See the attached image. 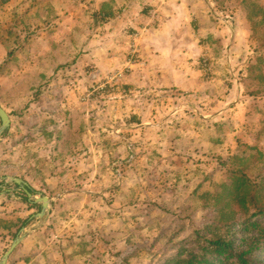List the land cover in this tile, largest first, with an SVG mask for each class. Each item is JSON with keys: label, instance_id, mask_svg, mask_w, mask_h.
I'll return each mask as SVG.
<instances>
[{"label": "rangeland", "instance_id": "rangeland-1", "mask_svg": "<svg viewBox=\"0 0 264 264\" xmlns=\"http://www.w3.org/2000/svg\"><path fill=\"white\" fill-rule=\"evenodd\" d=\"M196 1L214 33L181 67L199 78L182 89L131 84L140 51L116 47L159 27L147 18L159 0H0V104L37 124L23 133L29 162L59 156L61 208L32 264H168L215 235L264 264V230L251 225L264 227V0ZM103 4L120 16L105 22ZM235 172L261 184L245 208L230 195Z\"/></svg>", "mask_w": 264, "mask_h": 264}, {"label": "crops", "instance_id": "crops-1", "mask_svg": "<svg viewBox=\"0 0 264 264\" xmlns=\"http://www.w3.org/2000/svg\"><path fill=\"white\" fill-rule=\"evenodd\" d=\"M199 3L201 2L196 0H159L158 4H151L150 7L154 8L149 10L150 13L147 16L149 20L150 18L158 19V28L147 27L141 29L142 27H135L138 32H132L130 29L127 32L129 37L126 40H123L119 34L116 47L123 48H120V50H123L122 52L129 49L131 45L137 47L140 51V61L133 66L134 70L127 77L131 84L137 85L141 82L146 86L169 81L182 89L185 83L195 85L196 80H199V78L197 79V76L192 77V71L189 72L191 76H187L186 70L181 67L188 66L191 58L198 59V57L204 56L208 48L203 43L208 42L210 35L214 33V30L207 23L209 21L208 14L206 12L202 13L197 8ZM104 5H102V8L105 7ZM127 9L128 3L125 7L126 11ZM118 16L120 15L116 16V12L113 10V19L109 18L105 22L109 23L110 20L117 19ZM192 28H194V31H192ZM132 35H136L137 38H133ZM132 47L130 50L134 49ZM121 54L122 56H119L121 57L119 59L122 60L121 65H128L125 55L123 58V53ZM118 63L120 65L119 60ZM7 112L11 117V128L7 131L8 135L6 137L0 138V219L2 220L0 221V259L15 239L13 234L17 230V224L25 219L34 222L27 228L38 223L34 217L40 212V205L35 208L30 207L23 202L20 194L16 196L12 193L15 189L10 190L7 187L12 183L11 178H19L27 182L32 190L49 197L52 201L51 214L45 225L32 231L14 251L8 262V264H32L31 260L38 252L39 246H45L41 242L36 244L37 237L41 236V230L51 229L52 220L61 208L63 198L61 190L57 186L53 188L50 184L52 181H57L58 184L57 178L59 175L55 170L54 172L49 171L52 170L50 169V161L58 160L59 156L52 157L45 153H39L35 156L32 155L29 162V157L24 156L22 145H25L26 141H23V133L29 128L34 130L37 124L26 127L22 120L23 112ZM43 113L46 114V112ZM60 123L61 126H58L59 133L64 134L66 123ZM59 141L64 142V137L62 136ZM35 157L37 158L34 162L32 159ZM46 162H49V164ZM63 181H66L65 177H63ZM68 193L71 194L73 191ZM8 201L14 202L15 205L8 204ZM30 203L32 204V202ZM10 212L11 214H9Z\"/></svg>", "mask_w": 264, "mask_h": 264}, {"label": "trees", "instance_id": "trees-1", "mask_svg": "<svg viewBox=\"0 0 264 264\" xmlns=\"http://www.w3.org/2000/svg\"><path fill=\"white\" fill-rule=\"evenodd\" d=\"M105 7L98 10L99 12L97 15L102 16V19L105 21H108V19L113 17L112 8L108 7V4L104 5ZM29 36H26L22 40H18L16 46L17 49H20L21 47L25 46L27 43ZM14 51H17L14 49ZM14 51L12 50L9 54V56H13ZM18 69V68H17ZM19 70V69H18ZM22 71V70H21ZM13 78L17 79V75ZM20 75V73L18 74ZM8 135V132H6L3 135V138ZM259 154H262L261 151H257ZM233 179V186L230 190V195L232 196L233 200L239 201V203L242 205V208H245V203H251L254 204V198L255 193L258 188L261 187V184L254 185L250 179L245 175L243 176L241 172H235L232 174ZM258 187V188H256ZM248 188H251L253 191H248L250 195L246 194V191ZM35 194L38 195V192L34 191ZM20 196L23 200V202L27 203L30 207L35 208L38 207L37 204L30 203L27 195L20 191ZM241 196V197H240ZM246 199V200H245ZM236 203V202H235ZM257 209H261L259 211V214L264 215L263 207H258L254 204ZM29 224V219H25L21 221L19 224H17V230L13 234V237L15 238L19 231L27 227ZM251 225L254 228L264 230V227L259 222H251ZM253 251V248H249L248 250H238L237 248H234V242L230 238H225L220 235H215L211 239H205L204 244L201 246L200 253H195L193 251L189 252L186 256H183L182 253L178 254L177 256L171 258L168 260V264H249V260L247 257L250 256L251 252Z\"/></svg>", "mask_w": 264, "mask_h": 264}, {"label": "water", "instance_id": "water-1", "mask_svg": "<svg viewBox=\"0 0 264 264\" xmlns=\"http://www.w3.org/2000/svg\"><path fill=\"white\" fill-rule=\"evenodd\" d=\"M0 138L11 128V117L10 114L0 104ZM11 182L19 187L23 191L30 202L40 205V212L35 215V219L38 221L35 225L30 228H22L13 242L10 244L6 252L0 259V264H8L11 255L21 245V243L27 238V236L34 230L42 228L47 222L51 214L52 201L49 197L43 194H35L27 182L19 178H11Z\"/></svg>", "mask_w": 264, "mask_h": 264}]
</instances>
